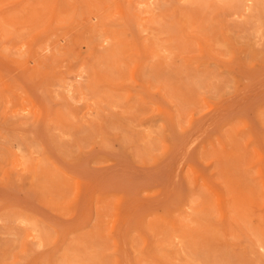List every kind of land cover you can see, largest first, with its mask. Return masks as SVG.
Returning a JSON list of instances; mask_svg holds the SVG:
<instances>
[{
    "label": "rangeland",
    "instance_id": "1",
    "mask_svg": "<svg viewBox=\"0 0 264 264\" xmlns=\"http://www.w3.org/2000/svg\"><path fill=\"white\" fill-rule=\"evenodd\" d=\"M0 264H264V0H0Z\"/></svg>",
    "mask_w": 264,
    "mask_h": 264
}]
</instances>
